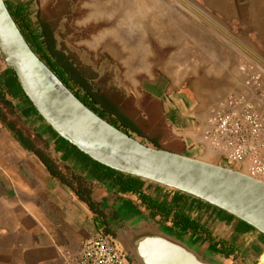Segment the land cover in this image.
I'll return each instance as SVG.
<instances>
[{
  "label": "crops",
  "instance_id": "obj_1",
  "mask_svg": "<svg viewBox=\"0 0 264 264\" xmlns=\"http://www.w3.org/2000/svg\"><path fill=\"white\" fill-rule=\"evenodd\" d=\"M10 1L14 5L23 4L30 18L27 1ZM115 2L123 4L124 11L129 15L133 12L132 7L135 5L137 8L139 5V3H130L129 0ZM125 18L128 20L131 16ZM130 34L133 36L131 42L137 43L135 31ZM139 58L143 61L142 52L140 54L138 48L132 49V60H134V64H130L132 70L143 68ZM193 58L190 49L171 56L167 65L170 71L167 80H171L173 89L167 93H164L165 88L162 90L163 82L159 77L150 80L144 86V89L147 88L142 96L134 93L129 96L134 98L136 104H140L144 96L161 103L165 129L160 142L167 146L169 151L200 159H212L216 154L203 144L202 130L206 118L217 102L229 92L242 88L239 75L235 71L238 59L223 67L216 63H201L198 59L191 63ZM223 75L227 77V85L213 91L208 78L210 79L211 76L221 78ZM187 77L192 80L189 86L185 85L184 89L178 90ZM19 86L17 77L9 71L0 58V95H6L7 101L15 107L17 117L35 135H39L48 143L51 151L54 150L55 134L45 121L38 118L34 106L30 104V100L23 97ZM0 111L5 112L6 109L0 107ZM138 139L142 140V138ZM171 139L173 143H170ZM73 164L78 174L97 185V181L94 180L96 173L94 165L76 162ZM159 187L160 185L144 184V189L148 192L160 190ZM96 190L97 192L106 190L120 196L110 188H96ZM165 193L166 191H163V196ZM121 197L137 207L138 204L142 205L133 196ZM178 197L183 199L184 205L186 203L187 210L195 213L199 210L203 223L215 221L214 225L220 231L215 239L216 242L200 236L203 240L215 245L218 251H220L217 248L219 241L237 247L239 251L237 256L220 252L228 258L236 259L238 264H264L261 262L264 260V252L256 250L250 243L252 233L255 232L256 239L263 243L264 235L243 225L238 226L234 219L229 218L219 209L202 206L200 210L197 208V201L193 198H186L182 193H179ZM96 204L102 206L101 203ZM100 224L102 220L99 213L82 202L69 187L56 181L39 159L18 143L6 125L0 121V264H66L67 259L78 256L87 237L101 231ZM211 230L213 231V227Z\"/></svg>",
  "mask_w": 264,
  "mask_h": 264
},
{
  "label": "water",
  "instance_id": "obj_2",
  "mask_svg": "<svg viewBox=\"0 0 264 264\" xmlns=\"http://www.w3.org/2000/svg\"><path fill=\"white\" fill-rule=\"evenodd\" d=\"M30 19L43 39L38 15L30 14ZM0 58L43 120L80 152L120 173L206 202L264 235L263 181L224 165L158 149L103 120L34 53L5 0H0ZM92 200L102 204L110 238L130 264H238L189 229H175L140 204L106 190L96 192Z\"/></svg>",
  "mask_w": 264,
  "mask_h": 264
},
{
  "label": "rangeland",
  "instance_id": "obj_3",
  "mask_svg": "<svg viewBox=\"0 0 264 264\" xmlns=\"http://www.w3.org/2000/svg\"><path fill=\"white\" fill-rule=\"evenodd\" d=\"M23 1L28 2L30 13L33 18L38 15V20L39 13L49 12L56 2ZM70 1L75 17L63 20L60 26L67 47L93 72L109 74L115 87L127 95L142 96L147 88L144 86L159 77L164 93L172 90L173 84L167 80L170 75L167 65L173 54L185 49L192 50L194 58L191 63L198 59L201 63L225 67L238 59L235 71L240 80L239 67L243 62L264 63V0H129L130 3H139L138 10L134 5L130 15L124 11L123 4L115 2L122 0ZM128 16L131 18L126 20ZM134 31L137 43L131 42L133 36L130 32ZM55 36L59 42L63 39L60 32ZM134 48L143 54V61L139 58L143 68L137 71L130 68V64H134ZM224 76L208 78L213 91L227 85ZM191 81L187 77L178 90L189 86ZM147 98L144 96L143 99ZM203 160L224 165L218 155ZM159 189L150 191L157 200H161L163 191H166L163 186ZM214 223L211 221L209 227H213L217 237L220 231ZM256 236L255 232L251 234L250 243L256 250L264 252V243Z\"/></svg>",
  "mask_w": 264,
  "mask_h": 264
},
{
  "label": "trees",
  "instance_id": "obj_4",
  "mask_svg": "<svg viewBox=\"0 0 264 264\" xmlns=\"http://www.w3.org/2000/svg\"><path fill=\"white\" fill-rule=\"evenodd\" d=\"M6 5L14 18L15 23L26 38L34 53L52 70V72L63 82V84L74 93L78 99L90 110L103 120L117 129L142 140L161 150H168L162 145L160 138L164 136V116L162 105L157 100L148 97L140 104L132 98H128L122 91L112 87H97L87 77L82 76L68 60L56 50L55 34L58 29L59 19L56 14L42 11L39 13V22L42 29L43 39L35 29L31 19L28 17L23 4L14 5L10 0H5ZM9 71L16 77L15 73ZM20 87V86H19ZM21 94L29 100L21 89ZM31 104V102H30ZM0 107L6 111H0V121L6 125L14 139L26 150L33 153L44 166L46 171L59 183L69 187L82 202L89 205L95 211L96 203L92 196L97 192L96 188H110L120 196H133L150 210L156 217L163 221H171L174 228L189 229L192 233L200 236L208 235L207 239H216L209 223H203L198 212H190L184 208V201L179 198V192L166 188L163 200H157L144 189L145 183L141 179L133 178L101 165L87 155L80 152L76 147L61 138L50 129L56 136L54 150L39 135H35L15 112L13 104L6 99V95H0ZM38 118H43L33 108ZM162 136V137H161ZM172 141L170 143H173ZM169 151V150H168ZM91 164L96 167L94 182L87 180L78 174L73 163ZM97 186V187H96ZM105 186V187H104ZM108 187V188H107ZM184 197L193 198L186 194ZM198 203V209L203 207L217 208L193 198ZM179 201V202H178ZM203 206V207H202ZM193 214H195L193 216ZM229 218L238 220L232 215L225 213ZM244 227L252 229L247 223L238 220ZM101 231L112 236L110 230L103 227ZM202 236V235H201Z\"/></svg>",
  "mask_w": 264,
  "mask_h": 264
},
{
  "label": "built area",
  "instance_id": "obj_5",
  "mask_svg": "<svg viewBox=\"0 0 264 264\" xmlns=\"http://www.w3.org/2000/svg\"><path fill=\"white\" fill-rule=\"evenodd\" d=\"M242 88L220 99L202 130V142L225 166L264 182V63L239 67ZM66 264H130L110 236L87 237Z\"/></svg>",
  "mask_w": 264,
  "mask_h": 264
},
{
  "label": "flooded vegetation",
  "instance_id": "obj_6",
  "mask_svg": "<svg viewBox=\"0 0 264 264\" xmlns=\"http://www.w3.org/2000/svg\"><path fill=\"white\" fill-rule=\"evenodd\" d=\"M71 7H72V4H71L70 0H56L54 5L52 7H50V9H49V13L56 14L57 18L59 19L57 32H60V34L62 35V38H63L61 40V42H59L58 39L56 38V50L59 53H61L68 60V62L70 64H72L77 69V71L82 76L87 77L97 87L101 88V87L107 86V87L116 88L114 83L112 82V78H110L109 74H107V73L101 74V73L93 72L90 68L81 64L77 60L75 55H73V53L67 47V43L64 40L65 36H64L63 32L60 31V26H61V23L63 22V20L69 21V20H72L73 17H75V11ZM125 95L128 98L134 99L133 97H130L127 94H125ZM100 207H101L100 204H96L95 205V211H97L99 213L100 218L102 220L103 227L111 231L110 226H109L107 219H106V215H105L104 211L101 210ZM146 210L149 212L150 215H154L150 210H148V209H146ZM154 216H155V218H159V217H156V215H154ZM117 217L118 216L116 215L115 218H117ZM235 221H236V224L238 226H242V224L238 220H235ZM168 222L172 223L171 221H168ZM201 235L203 238H206V239L208 237V235H206V234H201ZM211 242H216V240H213ZM217 248L226 255H230V256L239 255V251H238L237 247L228 246L223 241H219Z\"/></svg>",
  "mask_w": 264,
  "mask_h": 264
}]
</instances>
